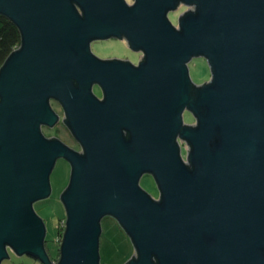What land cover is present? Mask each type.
I'll return each mask as SVG.
<instances>
[{
	"label": "water",
	"instance_id": "water-1",
	"mask_svg": "<svg viewBox=\"0 0 264 264\" xmlns=\"http://www.w3.org/2000/svg\"><path fill=\"white\" fill-rule=\"evenodd\" d=\"M179 1L194 9L175 27ZM0 14L22 37L0 67V264L9 251L51 264L33 203L58 158L71 174L56 264H100L104 216L133 244L126 264H264V0H0ZM120 36L143 51L139 66L91 52ZM192 58L210 66L200 86ZM49 98L80 152L41 132L57 120Z\"/></svg>",
	"mask_w": 264,
	"mask_h": 264
},
{
	"label": "rangeland",
	"instance_id": "rangeland-1",
	"mask_svg": "<svg viewBox=\"0 0 264 264\" xmlns=\"http://www.w3.org/2000/svg\"><path fill=\"white\" fill-rule=\"evenodd\" d=\"M134 0H125L131 4ZM185 11V7L169 10L167 18L172 25L178 24L179 16ZM90 49L93 54L103 59H120L137 63L141 52L133 51L125 40L119 38H108L91 42ZM188 73L190 79L200 86L208 82L211 78V70L205 58H192L188 63ZM99 93V90L95 88ZM61 118L56 126L44 127L46 136H55L66 145L79 147L72 135L68 133V128L62 121L63 112L57 109ZM182 120L184 124H193L195 118L190 111H183ZM186 156V150H183ZM71 167L68 161L58 158L49 175L50 193L49 196L33 203L36 214L43 220L45 226V246L52 257L57 254L59 243L56 241L58 219L65 217V209L61 202L60 195L69 183ZM140 187L152 196H158L159 189L151 174H142L139 180ZM101 233L99 237L100 262L103 264H124L126 261L136 256L133 244L127 237L118 222L110 217L104 216L100 221ZM55 260L56 259H51ZM1 264H41L38 260L28 255H17L9 251L8 257L3 259Z\"/></svg>",
	"mask_w": 264,
	"mask_h": 264
},
{
	"label": "flooded vegetation",
	"instance_id": "flooded-vegetation-1",
	"mask_svg": "<svg viewBox=\"0 0 264 264\" xmlns=\"http://www.w3.org/2000/svg\"><path fill=\"white\" fill-rule=\"evenodd\" d=\"M133 3V2H132ZM131 3V4H132ZM184 6L185 7V11H189L191 8L188 6V5H185V4H183L182 2H178L177 3V5H176V8H178L179 6ZM174 26V25H173ZM175 27H177V25H175ZM109 38H113V37H109ZM115 38H119V39H122V40H125L126 42H127V40L125 39V37L124 36H120V37H115ZM105 39H108V38H105ZM96 40H103V39H93V40H91L90 41V44H91V42H93V41H96ZM128 43V42H127ZM129 45V44H128ZM129 47L131 48V46L129 45ZM132 49V48H131ZM91 50V49H90ZM133 50V49H132ZM133 51H139V52H141V56H140V58H139V61L137 62V63H132V62H129V61H127V60H120V59H103V58H100V57H98V56H96L95 54H93L95 57H97L98 59H101V60H105V61H114V60H118V61H122V62H124V63H129V64H131V65H133V66H135V67H137V66H139L143 61H144V58H145V55H144V53H143V51L142 50H133ZM92 52V51H91ZM194 86V85H193ZM95 88H97L98 90H99V93H97L96 91H95ZM194 88V87H193ZM193 90V89H192ZM91 91H92V93H93V95L97 98V99H99V100H103L104 99V93H103V90H102V88L99 86V84H97V83H92V85H91ZM49 104H50V106H51V108L53 109V111L56 113V115H57V120L55 121V123L52 125V126H41V132L43 133V135L45 136V137H47V138H55V136H46L45 135V133L43 132V128L44 127H54V126H56L57 125V123L59 122V120H60V118H61V116H60V114H59V112H58V108H60V110L63 112V114H62V121L64 122V124L66 125V127L68 128V126H67V124H66V117H65V114H64V111H63V109H62V107H61V105H60V103L57 101V100H55L54 98H49ZM185 110H187L188 111V109H184L183 111H185ZM183 113V112H182ZM188 125V124H187ZM190 125H195V122L193 123V124H190ZM68 130H69V128H68ZM70 131V130H69ZM71 132V131H70ZM128 133H125L124 134V136H126ZM129 135V134H128ZM72 138L74 139V141H76L75 140V138L73 137V135H72ZM175 140H176V142H177V144H179V150H180V153H181V156H182V158L185 160L186 159V156H183V150H186V153H187V151L190 149V145L188 144V142L187 141H185V140H183V139H181L180 137H179V134H177L176 135V138H175ZM65 144V143H64ZM76 144L79 146V147H76L75 149L74 148H72V147H70V148H72V149H74V150H76V151H81V147H80V145H79V143L76 141ZM68 146V145H67ZM144 174H146V173H144ZM149 174V173H148ZM152 175V174H151ZM152 177H153V175H152ZM149 196L152 198V199H154V200H159L160 199V194H158V196H152V195H150L149 194ZM111 217V216H110ZM113 218V217H112ZM127 235V234H126ZM127 237L129 238V236L127 235ZM130 239V238H129ZM132 258H134V257H132ZM129 261V260H128ZM128 261H126L124 264H126Z\"/></svg>",
	"mask_w": 264,
	"mask_h": 264
},
{
	"label": "trees",
	"instance_id": "trees-1",
	"mask_svg": "<svg viewBox=\"0 0 264 264\" xmlns=\"http://www.w3.org/2000/svg\"><path fill=\"white\" fill-rule=\"evenodd\" d=\"M21 32L17 25L9 19L7 16L0 14V67L4 63V61L9 57V55L21 44ZM125 138L128 140L129 135L127 134ZM61 236V231L57 228V235L56 237ZM45 249L47 251V254L49 255L50 259H56L58 261V258L60 256L59 253V247L57 254L52 257L50 253L48 252L46 246ZM100 264H103L100 262Z\"/></svg>",
	"mask_w": 264,
	"mask_h": 264
},
{
	"label": "built area",
	"instance_id": "built-area-1",
	"mask_svg": "<svg viewBox=\"0 0 264 264\" xmlns=\"http://www.w3.org/2000/svg\"><path fill=\"white\" fill-rule=\"evenodd\" d=\"M191 9L189 11H192L194 8L193 6H189ZM65 226H66V218L63 217V218H60L58 219L57 223H56V228H58L60 231H61V236L60 237H56V241L59 243L60 245V242H61V239H62V234L64 232V229H65ZM57 261H53L51 260V264H56Z\"/></svg>",
	"mask_w": 264,
	"mask_h": 264
}]
</instances>
